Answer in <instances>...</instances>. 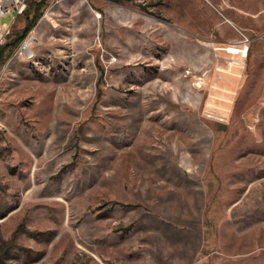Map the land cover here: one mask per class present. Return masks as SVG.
<instances>
[{"label": "rangeland", "instance_id": "374dc122", "mask_svg": "<svg viewBox=\"0 0 264 264\" xmlns=\"http://www.w3.org/2000/svg\"><path fill=\"white\" fill-rule=\"evenodd\" d=\"M41 1L0 47V264H264V0H47L7 48Z\"/></svg>", "mask_w": 264, "mask_h": 264}, {"label": "built area", "instance_id": "2783aa9c", "mask_svg": "<svg viewBox=\"0 0 264 264\" xmlns=\"http://www.w3.org/2000/svg\"><path fill=\"white\" fill-rule=\"evenodd\" d=\"M28 9V0H0V47L4 45L7 41V38L12 32V27L17 22L19 17L23 15ZM6 15L12 16V22L11 24H2L1 18ZM29 40V39H28ZM27 40V41H28ZM25 41L24 45L27 43ZM248 40L243 41L242 43H246ZM23 45V49H25ZM244 54H242V59H245ZM232 61V60H231ZM236 61V60H235ZM239 64L242 63V61L238 62ZM231 64H236L232 61ZM190 74V72H189ZM206 74H202L200 76H196V82L195 84L198 87H202L203 84L206 82Z\"/></svg>", "mask_w": 264, "mask_h": 264}, {"label": "trees", "instance_id": "16d2710c", "mask_svg": "<svg viewBox=\"0 0 264 264\" xmlns=\"http://www.w3.org/2000/svg\"><path fill=\"white\" fill-rule=\"evenodd\" d=\"M47 2V0H42L36 8V11L34 12L33 16L31 18L28 19L27 24L25 26V28L23 29V31L21 32V34L15 39L14 42H12L11 44H7L6 47L9 48L11 46H18L22 41H24L27 36L29 35V33L33 30V28L36 26L40 16H41V12L40 9L43 7V5ZM6 50V48H2L1 49V56H3L4 51Z\"/></svg>", "mask_w": 264, "mask_h": 264}, {"label": "bare ground", "instance_id": "6f19581e", "mask_svg": "<svg viewBox=\"0 0 264 264\" xmlns=\"http://www.w3.org/2000/svg\"><path fill=\"white\" fill-rule=\"evenodd\" d=\"M33 41H34V37L31 36V37L29 38V40L27 41V43L24 45V47H25L26 50L31 49V47H32V45H33ZM31 57H33V56H31Z\"/></svg>", "mask_w": 264, "mask_h": 264}]
</instances>
